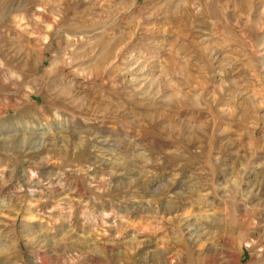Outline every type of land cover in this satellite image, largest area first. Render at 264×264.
<instances>
[{"label": "rangeland", "instance_id": "374dc122", "mask_svg": "<svg viewBox=\"0 0 264 264\" xmlns=\"http://www.w3.org/2000/svg\"><path fill=\"white\" fill-rule=\"evenodd\" d=\"M0 264H264V0H0Z\"/></svg>", "mask_w": 264, "mask_h": 264}]
</instances>
